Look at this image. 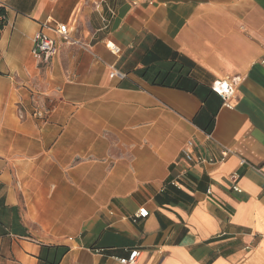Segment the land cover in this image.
<instances>
[{
  "label": "crops",
  "instance_id": "crops-1",
  "mask_svg": "<svg viewBox=\"0 0 264 264\" xmlns=\"http://www.w3.org/2000/svg\"><path fill=\"white\" fill-rule=\"evenodd\" d=\"M1 2L0 264H264V0Z\"/></svg>",
  "mask_w": 264,
  "mask_h": 264
},
{
  "label": "built area",
  "instance_id": "built-area-1",
  "mask_svg": "<svg viewBox=\"0 0 264 264\" xmlns=\"http://www.w3.org/2000/svg\"><path fill=\"white\" fill-rule=\"evenodd\" d=\"M0 9H5L4 4L0 0ZM4 14H0V20L5 19ZM46 30L52 31L54 34L59 36L64 43L71 44V45H80L84 49H88V46L86 44H83L78 39H73L70 37V30L66 23H51L49 21H45L40 24L39 30L34 34L32 39V47H31V54L34 58L41 60V61H47L49 60L53 55L57 53V46L55 43V40L47 34ZM113 52V51H112ZM116 53V52H114ZM109 77L111 78H117L119 80L125 79L126 73L115 69L111 67V70L109 72ZM211 89L217 93L221 100L223 105H229L230 98L234 94V86L233 83L228 79H218L214 80L211 83ZM20 115L22 117V113L20 112ZM32 116L43 118L44 117V111L40 109H35L32 112ZM192 147L193 143L191 141H187L186 144L182 148V154L183 156L189 160L194 162H215L214 159H204L202 157H193L192 155ZM230 153H232V150L228 147H222L221 149V157L219 160H224ZM247 164V162L240 158V164ZM231 180L234 182L233 189L235 191H240V188L238 187L236 183V179L238 178V175L236 173H233L230 175ZM149 212L145 206H140L136 212L130 217L133 222H137L140 219L146 218L148 216ZM96 251H102L101 249H97ZM141 250L139 248H133L128 250L127 254L125 256L119 257L118 261L120 264H138V260L141 256Z\"/></svg>",
  "mask_w": 264,
  "mask_h": 264
},
{
  "label": "trees",
  "instance_id": "trees-1",
  "mask_svg": "<svg viewBox=\"0 0 264 264\" xmlns=\"http://www.w3.org/2000/svg\"><path fill=\"white\" fill-rule=\"evenodd\" d=\"M0 14H4V15H5V13H4V10H3V9H0ZM4 23H5V19H3V20H0V29L3 27Z\"/></svg>",
  "mask_w": 264,
  "mask_h": 264
}]
</instances>
